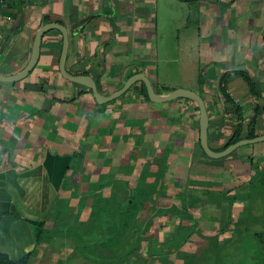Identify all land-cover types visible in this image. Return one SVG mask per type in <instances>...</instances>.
<instances>
[{"label": "crops", "instance_id": "crops-1", "mask_svg": "<svg viewBox=\"0 0 264 264\" xmlns=\"http://www.w3.org/2000/svg\"><path fill=\"white\" fill-rule=\"evenodd\" d=\"M158 2L4 0L0 73L21 70L37 29L59 21L69 29L68 70L111 78L104 94L143 71L159 92L168 84L148 63ZM161 3L193 6L189 19L196 38L190 48L197 50L199 64L184 84L171 88L202 94L210 146L220 150L239 119L245 138L256 107L255 132L264 134V0ZM59 31L43 36L28 76L0 81V164H13L0 169V252L16 259L31 251L28 264H197L191 249H171L172 241L182 229L184 245L212 240L202 231L210 222L202 210L220 214L237 203L240 214L249 202H237L239 194L262 180L258 160L264 141L244 144L225 158L206 156L196 103L184 97L146 99L140 81L111 102H97L86 87L60 73ZM235 68L249 72L258 91L240 74L228 77L227 91L241 107V118L219 86L222 74ZM191 219L195 225L200 221L198 234L188 229Z\"/></svg>", "mask_w": 264, "mask_h": 264}, {"label": "rangeland", "instance_id": "rangeland-1", "mask_svg": "<svg viewBox=\"0 0 264 264\" xmlns=\"http://www.w3.org/2000/svg\"><path fill=\"white\" fill-rule=\"evenodd\" d=\"M156 8L154 48L153 54L149 55L152 59H148V63L154 66L160 80L169 87L182 85L195 74L193 65L199 64V59L196 58L197 50L190 48V44L196 38L194 21L192 17L189 19L193 6L183 3L164 4L160 0ZM70 70L78 71L73 66ZM97 78L101 83V89L105 87L109 91L112 79L104 80L101 75ZM103 80L104 82H101ZM258 162L262 163L259 172L262 174V180L254 182L250 191L245 190L244 193L239 194L237 202L239 199L249 202L247 206L240 207V214L235 213L237 203L236 207L229 204L220 214H215L212 210H202V216L210 220L205 227H202L204 229L202 231L204 234H212V240L201 244L184 245L185 231L182 229L172 241L171 249L180 247L181 253L191 249L197 264H264V155ZM232 197L230 193L225 195V198L230 199L231 202ZM193 212L188 214L189 218L193 217ZM191 221L192 224L188 229L198 234L196 225L200 221H197L196 225V220L191 219ZM194 236L193 242L198 238L197 235Z\"/></svg>", "mask_w": 264, "mask_h": 264}, {"label": "water", "instance_id": "water-1", "mask_svg": "<svg viewBox=\"0 0 264 264\" xmlns=\"http://www.w3.org/2000/svg\"><path fill=\"white\" fill-rule=\"evenodd\" d=\"M50 29H58L62 33V47L59 56V70L62 76L72 82L81 84L89 89H91L93 96L99 103H105L112 99H115L122 94H124L130 87H132L136 82L143 81L147 88V93L149 99L154 102H165L174 100L176 98H190L199 107V139L200 144L204 152L211 158H219L231 154L234 150L239 148L244 144L255 143L259 141H264V134L256 135L254 137L240 138L239 140L230 143L225 148L221 150H216L212 148L209 144L208 138V123L209 115L205 100L200 92L192 88L186 87H176L167 92L159 93L155 90V87L151 79L143 71H138L129 76L124 84L112 91L109 94L102 93L97 85L96 79L90 73H72L68 70L66 63L68 58L69 46H70V36L68 27L59 21H49L41 25L34 37L31 56L27 64L19 71L12 74L0 73V81L2 82H16L19 81L30 74V72L36 66L41 52V45L43 40V35Z\"/></svg>", "mask_w": 264, "mask_h": 264}, {"label": "trees", "instance_id": "trees-1", "mask_svg": "<svg viewBox=\"0 0 264 264\" xmlns=\"http://www.w3.org/2000/svg\"><path fill=\"white\" fill-rule=\"evenodd\" d=\"M82 29H83V27H82ZM45 34H47V32ZM60 34L62 35L61 32H60ZM61 44H62V40H61ZM69 71L72 72V73H88V71H80V70H78V71H71V70H69ZM233 73H237V74H240L241 76H243L244 79L248 82L249 87H250V90L252 92L258 93V91L256 90V87H255V83H254V81H253V79H252V77H251V75H250L249 72H247L246 70H243V69H238V68L237 69L236 68L235 69H229V70H226L222 74V76L220 78V84H219L220 90H221V92H222V94H223V96H224V98L226 100H228V101H230V102H232L234 104L233 99L230 97V95H229V93L227 91V79ZM96 81H97V85H98L99 90L102 91V89H101V83L99 82L98 78L96 79ZM139 83H140V85L138 87L139 92L146 99H149V96H148V93H147V88H146L145 83L143 81H140ZM134 85L136 86V83ZM171 89L172 88L169 87V86H167V85H162L161 88L159 89V93L167 92V91H169ZM85 90L88 91V92H90V93H92L91 89H89L87 87L85 88ZM234 105H235L236 112L238 114V118H241V116H242V114H241V110H242L241 107L238 106V105H236V104H234ZM195 107H196L197 110H199V107H198L197 104H195ZM258 109H259L258 107L255 108V113H254L253 117L250 120V128H249L248 133H247V135L245 137L250 138V137L256 136V132H255L254 126H255L256 119H257ZM241 130H242V120L239 119L237 129L232 134V136L225 142V144L221 148H219V149L221 150V149L225 148L227 145H229L230 143H233V142L239 140L240 138H242ZM236 151H237V149L234 150L231 154H233ZM5 157L6 158L9 157V152L8 151L5 152ZM7 160L8 159H6V161ZM12 165H13L12 163L5 162V160H2V162L0 164V169H6L8 167H11ZM32 223H34V224L36 223L39 226L42 225L41 222H37V221L36 222L32 221ZM31 255H32V252L30 251V252L26 253L24 256H22L20 258L12 259L7 253L0 252V264H28L29 261H30Z\"/></svg>", "mask_w": 264, "mask_h": 264}, {"label": "built area", "instance_id": "built-area-1", "mask_svg": "<svg viewBox=\"0 0 264 264\" xmlns=\"http://www.w3.org/2000/svg\"><path fill=\"white\" fill-rule=\"evenodd\" d=\"M4 0H0V2H3Z\"/></svg>", "mask_w": 264, "mask_h": 264}]
</instances>
